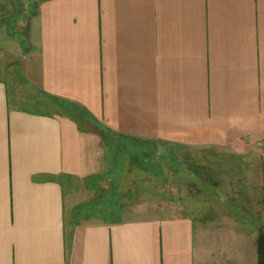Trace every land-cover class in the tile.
<instances>
[{
	"label": "crops",
	"instance_id": "obj_1",
	"mask_svg": "<svg viewBox=\"0 0 264 264\" xmlns=\"http://www.w3.org/2000/svg\"><path fill=\"white\" fill-rule=\"evenodd\" d=\"M31 26L24 64L0 45V264H260L264 215L85 198L126 140L258 156L264 196V0H42Z\"/></svg>",
	"mask_w": 264,
	"mask_h": 264
},
{
	"label": "rangeland",
	"instance_id": "obj_2",
	"mask_svg": "<svg viewBox=\"0 0 264 264\" xmlns=\"http://www.w3.org/2000/svg\"><path fill=\"white\" fill-rule=\"evenodd\" d=\"M41 2L42 0H0V45L6 46L9 51L18 50L19 62L22 64L25 63L33 45L21 35H30L29 39L32 41L36 39L38 33L32 35L31 21L38 14ZM13 38L16 41H12ZM17 67H11L9 81L11 92L16 88L14 73ZM33 95L39 98L41 96L39 92ZM52 104L56 105L53 102ZM29 108L39 107L30 103ZM110 141L116 140L114 141L111 136ZM127 141L121 151L124 159L114 153V165L109 168L108 174L93 182L96 192L85 199L96 203L85 206V210L93 214L96 210L94 205L100 204V211H103L102 202H105V206L110 205L108 207L120 210L119 204L115 201L116 195L118 202L126 206L129 212L140 207L154 210L163 205L168 206L179 196L182 198L178 202L186 201L188 204V199L193 196L195 204H192V211L201 213L204 207L209 206L207 203L212 198L229 213L233 211L235 215L232 217L237 220L243 215L252 221L262 219L263 180L258 170L260 163L258 156L247 154L238 157L229 154L228 151L181 148L163 154L166 150L160 151L157 145L146 143L137 147ZM66 190L69 196V188L66 187ZM231 198H235L236 203ZM133 213H129V216ZM218 215L207 216L211 221L218 222L222 219V215ZM196 220L197 225H200L201 218Z\"/></svg>",
	"mask_w": 264,
	"mask_h": 264
},
{
	"label": "trees",
	"instance_id": "obj_3",
	"mask_svg": "<svg viewBox=\"0 0 264 264\" xmlns=\"http://www.w3.org/2000/svg\"><path fill=\"white\" fill-rule=\"evenodd\" d=\"M259 248H260V264H264V234L259 239Z\"/></svg>",
	"mask_w": 264,
	"mask_h": 264
}]
</instances>
